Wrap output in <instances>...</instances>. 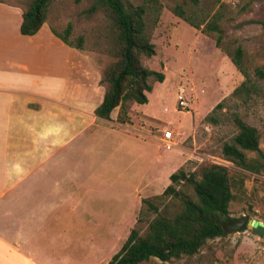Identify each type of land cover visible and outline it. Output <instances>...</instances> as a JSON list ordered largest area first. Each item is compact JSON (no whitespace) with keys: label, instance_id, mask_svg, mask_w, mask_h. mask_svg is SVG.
<instances>
[{"label":"rangeland","instance_id":"obj_1","mask_svg":"<svg viewBox=\"0 0 264 264\" xmlns=\"http://www.w3.org/2000/svg\"><path fill=\"white\" fill-rule=\"evenodd\" d=\"M5 1L25 7L30 0ZM184 1L155 0L147 7L143 15L145 30L155 53L149 58L141 57V63L160 71L163 80H150L152 88L146 93L144 104L126 103L124 121L152 135H159L168 126L178 124L179 128L172 127L177 143L165 150L154 139L145 137L144 145L137 142L134 149L120 145L118 152L112 150L114 156L118 154V163L111 159L113 168L108 167L110 158L106 146L91 147L82 157L73 158L75 162L87 156L89 186L93 192L82 200L67 201L72 231L55 233L52 252L57 261L59 254L63 257L71 253L75 264H97L100 258L98 264H105L135 225L141 198L159 194L169 180L159 173L157 182L144 185L135 197L131 193L133 185L143 183L144 179L147 181L151 171L171 165L176 158L167 172L170 174L180 168L186 174L193 173L195 179L200 177L202 167L223 166L232 193L229 216L236 218L247 214L249 218L264 222V170L251 172L223 159L220 153L222 143L228 142L237 130L233 122L236 116L256 129L258 147L263 153L260 158L246 151L247 160L264 162V27L257 22L264 20V0H199L195 7L199 15L219 11L223 30L221 45L230 51L236 46L241 48L243 65L256 90L246 101L231 95L232 89L244 78L224 51L214 45L213 36L201 31L202 24L194 28L172 12L175 3ZM123 2L133 6L144 0ZM44 22L58 32L70 23L68 39L74 43L81 36L80 50L92 56L100 71L109 62L108 18L97 0H50ZM255 68L262 70V78L255 76ZM180 91L188 104L184 110L178 108L176 102V94ZM217 102H221V107L213 109ZM135 134L141 136L138 132ZM119 172L122 178L117 191L112 181H117ZM175 188L185 196H193L188 181L180 182ZM171 203L174 208L176 202ZM84 207L88 216L75 214ZM152 215L149 213L146 217L150 219ZM85 218L87 230L78 231L80 220ZM140 225L141 232L145 222ZM61 234H66L67 238L63 239ZM96 242L95 253L89 255L94 252L90 246ZM138 264H264V242L249 230L226 232L207 239L192 255L165 261L152 257Z\"/></svg>","mask_w":264,"mask_h":264},{"label":"crops","instance_id":"obj_2","mask_svg":"<svg viewBox=\"0 0 264 264\" xmlns=\"http://www.w3.org/2000/svg\"><path fill=\"white\" fill-rule=\"evenodd\" d=\"M21 15V5L0 0V264H75L71 253L57 261L52 252L55 233L72 231L67 201L93 192L87 156L73 158L106 146L113 168V149L143 146L145 137L159 144V135L117 122V107L108 119L97 118L104 88L92 56L63 43L45 22L34 34H21ZM171 165L133 185V196L156 183L159 173L167 180ZM117 177L112 184L119 191L120 172ZM75 214L88 216L87 208ZM80 222L76 229L87 230L88 220Z\"/></svg>","mask_w":264,"mask_h":264},{"label":"trees","instance_id":"obj_3","mask_svg":"<svg viewBox=\"0 0 264 264\" xmlns=\"http://www.w3.org/2000/svg\"><path fill=\"white\" fill-rule=\"evenodd\" d=\"M50 0H30L22 6L19 31L21 34H34L45 20L46 8ZM108 18L109 41L107 52L109 62L100 72L99 84L104 88L100 103L95 107L97 118L108 119L109 112L118 106L116 120L124 122L127 115L126 103L143 104L147 101L146 93L152 88L150 80L161 82L163 74L152 70L141 63V57L154 55V44L149 40L145 30L143 15L148 6L155 0H144L138 5L126 6L123 0H97ZM199 0H186L175 3L172 12L188 25L199 28L205 34H211L214 45L228 56L230 62L243 76V80L232 89L231 95L246 101L251 93L256 92L249 80L248 72L242 62V50L236 46L233 50L221 45L223 30L219 21L221 13L215 11L210 15H199L195 11ZM188 4V6L186 5ZM264 27V20H258ZM71 24L66 23L62 32L50 28L51 32L63 43L76 49H82V37L78 36L73 43L68 39ZM258 78L263 77L260 68L254 69ZM221 107L217 102L214 108ZM237 128L228 142L221 145L223 159L251 171L264 170V162L249 161L246 151L254 152L262 158L258 147L256 129L233 116ZM169 183L152 198H141L136 222L105 264H138L154 257L161 261L176 259L194 254L207 239L222 236L226 233L224 224L233 220L228 214V204L232 199L226 169L218 164L202 167L200 177L195 179L193 173L186 174L177 169L168 175ZM188 181L192 185L193 196H185L175 185ZM165 200V201H164ZM171 201H175L174 208ZM152 213L148 219L146 216ZM145 222L140 232L141 223Z\"/></svg>","mask_w":264,"mask_h":264},{"label":"water","instance_id":"obj_4","mask_svg":"<svg viewBox=\"0 0 264 264\" xmlns=\"http://www.w3.org/2000/svg\"><path fill=\"white\" fill-rule=\"evenodd\" d=\"M226 232H240L249 230L264 242V222L249 218L247 214H241L224 224Z\"/></svg>","mask_w":264,"mask_h":264},{"label":"built area","instance_id":"obj_5","mask_svg":"<svg viewBox=\"0 0 264 264\" xmlns=\"http://www.w3.org/2000/svg\"><path fill=\"white\" fill-rule=\"evenodd\" d=\"M176 102L178 108H180L181 110H184L188 106L181 91L176 94ZM158 140L165 150H170L173 146L176 145L174 131L169 126L161 131Z\"/></svg>","mask_w":264,"mask_h":264}]
</instances>
